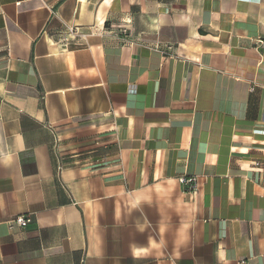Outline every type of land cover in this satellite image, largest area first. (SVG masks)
<instances>
[{"label":"crops","instance_id":"crops-1","mask_svg":"<svg viewBox=\"0 0 264 264\" xmlns=\"http://www.w3.org/2000/svg\"><path fill=\"white\" fill-rule=\"evenodd\" d=\"M0 264H264V0H0Z\"/></svg>","mask_w":264,"mask_h":264},{"label":"built area","instance_id":"built-area-1","mask_svg":"<svg viewBox=\"0 0 264 264\" xmlns=\"http://www.w3.org/2000/svg\"><path fill=\"white\" fill-rule=\"evenodd\" d=\"M121 33L124 34L125 31H122ZM179 182L180 184L188 187L190 191L194 190L195 188L194 186L195 179L193 178H188V179L180 178ZM31 222H32L31 215L17 216L9 221L8 226L9 228L15 227V228L23 229V228H26Z\"/></svg>","mask_w":264,"mask_h":264}]
</instances>
